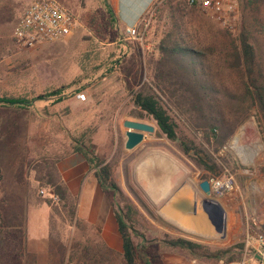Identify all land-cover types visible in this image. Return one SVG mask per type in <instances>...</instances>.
<instances>
[{
    "label": "rangeland",
    "instance_id": "obj_1",
    "mask_svg": "<svg viewBox=\"0 0 264 264\" xmlns=\"http://www.w3.org/2000/svg\"><path fill=\"white\" fill-rule=\"evenodd\" d=\"M56 1L77 20L72 35L24 51L17 49L13 29L25 0H0V97L34 100L29 107L0 105V237L9 232L23 242L28 234L32 244L43 245L46 230L49 250L39 264H124L121 247L110 249L99 228L85 223L90 211L109 208L104 196L96 191L97 181L91 173L77 174L76 178V173H70L68 176L75 180L68 186L63 180L75 200L76 215L72 222L62 203L52 201L49 207L41 201L50 199L46 194L53 193L43 181L45 174L53 171L55 162L69 154L77 142L104 164H114L115 182L144 217L145 244L155 259L154 264H240L246 217L250 216L254 199L253 193L247 195L251 183L257 184L264 202V125L257 110L252 108L241 118L234 134L218 153L204 142L202 131L194 130L175 110L169 111L178 136L174 142L160 134L151 118L133 117L138 109L132 96L152 80V62L158 57L160 41L170 29V11L179 9L186 13L192 8L188 0H155L138 23L141 39L130 38L126 27L151 0ZM230 1L234 12L227 25L218 23L210 12L193 7L195 13L182 20V36L187 45L203 52L212 71L237 92L239 78L229 68L228 55L241 27V7L239 0ZM108 4H112L116 20L110 18ZM55 90L62 92V100H37ZM78 94H84L86 100H78ZM125 120L154 127L153 133H145L143 142L133 150L124 149ZM250 120L256 121L258 139L244 130ZM183 143L192 146L189 154L199 158L202 164H196V159L193 161L181 151ZM158 147L165 148L188 167L190 174L183 186L190 182L198 185L204 178L232 180L231 194L211 193L207 197L225 212L224 238L190 237L181 233L166 217L156 214L135 190L131 183L133 162L147 149ZM236 148L244 157L234 152ZM105 196L111 202L110 195ZM96 223L101 225L98 219ZM178 237L210 248H228L239 243L243 248L238 251V258L233 259L231 252L225 259H206L163 243ZM135 242L138 244L139 239Z\"/></svg>",
    "mask_w": 264,
    "mask_h": 264
},
{
    "label": "trees",
    "instance_id": "obj_2",
    "mask_svg": "<svg viewBox=\"0 0 264 264\" xmlns=\"http://www.w3.org/2000/svg\"><path fill=\"white\" fill-rule=\"evenodd\" d=\"M239 3L241 27L236 42L230 44L228 55L231 59L229 68L239 78V90L232 91L208 66L203 52L190 47L183 40L182 20L194 14L195 9L189 8L184 13L183 10L169 7L172 10L170 29L160 41L158 57L152 62V80L132 96L133 105L138 109L133 114L134 118H151L160 134L174 142L178 136L169 111L175 110L187 119L194 130L202 131L204 142L213 147L214 153L225 146L241 118L247 116L252 108L257 110L264 125V0H239ZM107 11L110 18L116 20L112 4L107 5ZM158 94L165 97L167 102L164 103ZM63 97L60 90H55L37 100L52 98L60 101ZM33 101L23 97H0L1 106L29 107ZM75 144L72 152L83 156L103 193L112 198L110 205L121 239L124 264H154L155 259L145 244L146 234L142 229L144 217L115 182L114 164H104L87 147L77 142ZM191 147L183 143L181 151L193 161L196 159V164H202L199 158L189 154ZM57 163L52 166L53 171L45 174L43 181L58 198L57 203H62L67 218L72 222L76 215L75 200L59 175ZM207 169L212 170V167ZM41 201L49 207L52 204L51 199ZM52 211L58 214L57 210ZM135 239H139L138 244ZM163 243L191 255L214 260L225 259L231 252H234L231 256L233 259L238 258V251L243 248L241 243L228 248H210L181 237L169 238Z\"/></svg>",
    "mask_w": 264,
    "mask_h": 264
},
{
    "label": "built area",
    "instance_id": "obj_3",
    "mask_svg": "<svg viewBox=\"0 0 264 264\" xmlns=\"http://www.w3.org/2000/svg\"><path fill=\"white\" fill-rule=\"evenodd\" d=\"M188 4L210 12L223 26L227 25L234 12V4L230 0H188ZM138 25L126 29L130 38L141 39ZM76 26V18L58 1L30 0L22 8L14 26L13 40L18 50H31L70 37ZM77 98L80 101L86 100L84 94H78ZM207 181L214 195L227 196L233 190L231 179ZM254 184L248 186L247 195H253L251 185ZM41 193L44 195V191ZM257 195L258 198L251 201L250 216L246 217L243 258L240 264H264V202L261 190ZM46 196L54 202L58 201L53 193H47Z\"/></svg>",
    "mask_w": 264,
    "mask_h": 264
},
{
    "label": "bare ground",
    "instance_id": "obj_4",
    "mask_svg": "<svg viewBox=\"0 0 264 264\" xmlns=\"http://www.w3.org/2000/svg\"><path fill=\"white\" fill-rule=\"evenodd\" d=\"M244 130L246 134L252 136V138H259L255 120H250ZM234 152L238 153L241 157H244V155L241 154L242 152L240 153L237 148ZM189 174L190 171L188 167L165 148H151L144 151L133 162L131 166V183L144 201L154 210L156 214H159L161 205L172 195L180 191L188 189L195 192L197 198H202L204 196L199 191L198 185L194 182H190V184L183 186L187 181ZM251 187V191L254 194L253 200H256L258 198V186L257 184H254L251 185ZM211 202L219 205L213 200H211ZM222 205L224 206V204ZM175 228L190 237L221 239L219 235L214 233L209 227H207V225L204 224L201 226L198 225L196 229H194V227H191V229L183 227Z\"/></svg>",
    "mask_w": 264,
    "mask_h": 264
},
{
    "label": "crops",
    "instance_id": "obj_5",
    "mask_svg": "<svg viewBox=\"0 0 264 264\" xmlns=\"http://www.w3.org/2000/svg\"><path fill=\"white\" fill-rule=\"evenodd\" d=\"M29 1L30 0H25V5ZM154 1L155 0H151L149 3L143 6L138 14L134 16L131 21H129V27L137 25L139 23L142 16L146 14ZM129 27H126V29ZM56 167L62 181L64 180L67 186L75 180L73 177L71 178L68 176L70 173H76L75 178L77 174L80 176L85 172L91 173L89 165L87 164L83 156L79 153H73L72 151L69 154L65 155L63 158H60V160L56 164ZM96 183V191L104 196L105 200L108 202L109 208H106L104 211H102V207L101 209L97 207L96 210H93L92 212L90 211V213L85 217V223H87L88 226L99 228V233L101 234L102 239L107 247H109L110 249L120 250L121 240L117 231V224L112 212L110 202L101 190L98 182ZM96 219L100 220L101 225H98L96 223ZM45 229L47 228L45 227ZM6 234L9 236L0 238V264H39V260H43L45 255H47L48 253L49 247L46 230L43 245H38L36 243L32 244V240L29 239L27 233L23 242H19L15 234L12 235L9 232ZM33 240L36 241V239Z\"/></svg>",
    "mask_w": 264,
    "mask_h": 264
},
{
    "label": "water",
    "instance_id": "obj_6",
    "mask_svg": "<svg viewBox=\"0 0 264 264\" xmlns=\"http://www.w3.org/2000/svg\"><path fill=\"white\" fill-rule=\"evenodd\" d=\"M125 128L124 149L133 150L141 144L145 133L152 134L154 127L143 122L125 120L122 123ZM198 189L204 195L197 198L192 190H183L168 198L160 207L159 214L166 217V221L178 228L198 227L207 225L214 233L224 238L225 212L220 205H216L207 197L210 196V185L207 180L198 184ZM202 223V224H201Z\"/></svg>",
    "mask_w": 264,
    "mask_h": 264
}]
</instances>
